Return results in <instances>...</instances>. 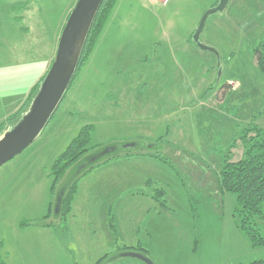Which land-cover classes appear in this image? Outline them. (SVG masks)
<instances>
[{
    "label": "rangeland",
    "instance_id": "1",
    "mask_svg": "<svg viewBox=\"0 0 264 264\" xmlns=\"http://www.w3.org/2000/svg\"><path fill=\"white\" fill-rule=\"evenodd\" d=\"M75 2L0 0V135L40 86ZM217 2L116 0L51 119L0 165L3 263L103 264L131 249L125 246L142 247L155 264L264 259V246L251 245L239 226L234 192L210 197L207 187L182 181L166 160L146 153L86 166L71 182L69 212L50 211L51 164L85 125V156L109 144L165 139L199 157L201 164L187 160L194 167L215 172L242 155V127L253 121L264 129V73L254 53L264 40V10L230 0L209 13L199 41L213 51L202 49L192 36ZM112 264L144 263L120 257Z\"/></svg>",
    "mask_w": 264,
    "mask_h": 264
},
{
    "label": "trees",
    "instance_id": "2",
    "mask_svg": "<svg viewBox=\"0 0 264 264\" xmlns=\"http://www.w3.org/2000/svg\"><path fill=\"white\" fill-rule=\"evenodd\" d=\"M115 2L116 0H102L85 37L76 69L67 90L70 88L76 75L85 66L91 56L112 12ZM254 53L257 65L264 73V40L259 41L255 46ZM37 90L38 88H35L28 97V100L17 112L9 117L12 120V125L16 123L24 113ZM67 90L64 92L58 106L66 96ZM262 112L264 113V109ZM90 130V125L83 126L51 164V175L53 176L51 189L53 191L52 194L54 200L51 202L50 211H52L55 199H57L59 195L62 196L59 211L60 214L61 212L67 213L70 210L71 202L75 193V184H71L72 181H65L64 193L59 190L61 182L68 171L76 167L89 151V147L86 145L89 142ZM239 139L243 148L242 155L236 160L225 159L218 172L212 171L204 163L202 166L194 167L193 164L191 162L188 163L187 160L197 159V162L201 164L202 161H200L199 157L194 155V153L181 149L179 146L165 139H157L152 142L158 145L156 149L153 150L122 151L116 155L146 153L155 158L166 160L176 170V173L182 178V181L184 180L186 182L191 179L192 184L196 183L203 187H207V195L210 197H215L226 191L234 192L236 194L235 213L239 218L240 228L247 235L251 245L264 246V129L252 121L247 126L242 127ZM139 143L141 144L143 142ZM99 148H96L95 151ZM106 159L102 161H105ZM184 161H186V163H184ZM185 165L188 166V173L190 174V178L186 179V173L183 169ZM201 167L204 168L201 169ZM50 213L51 212H49V215ZM49 215H46V217ZM39 223L51 224L50 221H40ZM101 259L102 258L95 262V264H100ZM0 264L5 263L0 260ZM249 264H264V259Z\"/></svg>",
    "mask_w": 264,
    "mask_h": 264
},
{
    "label": "water",
    "instance_id": "3",
    "mask_svg": "<svg viewBox=\"0 0 264 264\" xmlns=\"http://www.w3.org/2000/svg\"><path fill=\"white\" fill-rule=\"evenodd\" d=\"M228 1L218 0L215 6L206 10L202 15L192 36L200 48L213 51L212 47L199 41L200 32L207 15L215 11H222ZM101 2L102 0H76L63 24L54 57L40 82L38 90L17 122L0 135V165L26 148L49 121L71 81L85 37ZM157 146V144L150 142L140 144L138 141L109 144L83 157L74 168L77 172L79 167L85 166L87 168L86 166H92L122 151L153 150ZM64 188L65 185L59 191L64 193ZM61 197L59 195L55 199L53 207L55 214L60 211ZM120 256L133 257L144 264H155L149 256L142 252L125 251Z\"/></svg>",
    "mask_w": 264,
    "mask_h": 264
},
{
    "label": "crops",
    "instance_id": "4",
    "mask_svg": "<svg viewBox=\"0 0 264 264\" xmlns=\"http://www.w3.org/2000/svg\"><path fill=\"white\" fill-rule=\"evenodd\" d=\"M230 1V0H229ZM228 1V2H229ZM245 0H237V2H244ZM250 2H251V4H254L256 7H261L263 10H264V0H250ZM228 4V3H227ZM86 169V168H85ZM85 169H83V170H81L80 172H76V169L75 168H73V169H70L69 171H68V173L66 174V176H65V178L62 180V182H61V186H60V188L62 187V186H64L65 185V181H73V179L75 180V179H77L82 173H83V171H85ZM76 172V173H75ZM80 173V174H79ZM74 174H79L78 176H76L75 177V175ZM74 175V177H72ZM72 177V178H71ZM71 208V207H70ZM106 258V257H105ZM100 259V258H99ZM98 259V260H99ZM97 260V261H98ZM96 261V262H97ZM114 262V259H112V260H107L106 261V263L107 264H112Z\"/></svg>",
    "mask_w": 264,
    "mask_h": 264
},
{
    "label": "flooded vegetation",
    "instance_id": "5",
    "mask_svg": "<svg viewBox=\"0 0 264 264\" xmlns=\"http://www.w3.org/2000/svg\"><path fill=\"white\" fill-rule=\"evenodd\" d=\"M125 248H131V249H127V251L130 250V251H137V252H142V253H144V252H143L144 249H143L142 247H136V246H134V247H133V246H125ZM140 248H141V249H140ZM144 254H146V253H144ZM146 255H147V254H146ZM147 256H148V255H147ZM120 257H121L120 254H117L116 256L113 255V257H111L110 260H112V259H114V261H116V260H120ZM104 262H105V261H104ZM141 262H142V261H141ZM142 263H143V262H142ZM103 264H107V263H103Z\"/></svg>",
    "mask_w": 264,
    "mask_h": 264
}]
</instances>
